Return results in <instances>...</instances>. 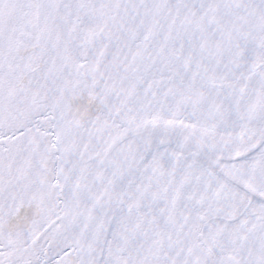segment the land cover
<instances>
[{
    "label": "snow or ice",
    "instance_id": "6c2138e0",
    "mask_svg": "<svg viewBox=\"0 0 264 264\" xmlns=\"http://www.w3.org/2000/svg\"><path fill=\"white\" fill-rule=\"evenodd\" d=\"M0 264H264V0H0Z\"/></svg>",
    "mask_w": 264,
    "mask_h": 264
}]
</instances>
